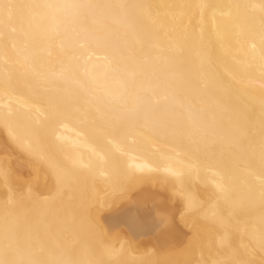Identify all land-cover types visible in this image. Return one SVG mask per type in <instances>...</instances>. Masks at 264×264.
I'll return each instance as SVG.
<instances>
[{"label":"bare ground","instance_id":"6f19581e","mask_svg":"<svg viewBox=\"0 0 264 264\" xmlns=\"http://www.w3.org/2000/svg\"><path fill=\"white\" fill-rule=\"evenodd\" d=\"M0 264H264V0H0Z\"/></svg>","mask_w":264,"mask_h":264}]
</instances>
